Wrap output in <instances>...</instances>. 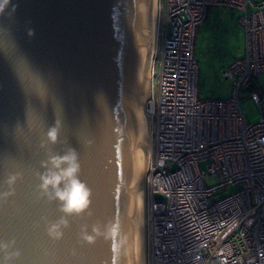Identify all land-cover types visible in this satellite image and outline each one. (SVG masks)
<instances>
[{
	"label": "water",
	"instance_id": "obj_1",
	"mask_svg": "<svg viewBox=\"0 0 264 264\" xmlns=\"http://www.w3.org/2000/svg\"><path fill=\"white\" fill-rule=\"evenodd\" d=\"M12 3L16 12L0 15V264H148L159 0ZM69 149L92 193L78 216L40 189L43 164ZM61 220L68 226L53 239Z\"/></svg>",
	"mask_w": 264,
	"mask_h": 264
},
{
	"label": "built area",
	"instance_id": "obj_2",
	"mask_svg": "<svg viewBox=\"0 0 264 264\" xmlns=\"http://www.w3.org/2000/svg\"><path fill=\"white\" fill-rule=\"evenodd\" d=\"M211 6L242 12L245 54L224 77L228 99L199 96L196 32ZM165 13V17L163 14ZM148 112V264H264V0H159ZM242 93L261 108L249 121ZM218 178L206 183L200 163ZM241 188L221 196L229 185Z\"/></svg>",
	"mask_w": 264,
	"mask_h": 264
},
{
	"label": "rangeland",
	"instance_id": "obj_3",
	"mask_svg": "<svg viewBox=\"0 0 264 264\" xmlns=\"http://www.w3.org/2000/svg\"><path fill=\"white\" fill-rule=\"evenodd\" d=\"M242 12L238 9L211 6L205 20L196 32L194 52L199 64L198 89L203 100L228 99L232 95L233 82L224 77L233 62L245 54L246 34L240 21ZM165 17V13L163 14ZM156 46L160 47L161 42ZM258 91L264 94V73L256 81ZM241 105L250 122H258L261 118V108L250 95L242 93ZM150 105L147 104V110ZM151 120V127H152ZM208 161L200 163V168L206 172V183L212 186L218 178L211 176L207 170ZM241 185H229L221 196L237 192Z\"/></svg>",
	"mask_w": 264,
	"mask_h": 264
},
{
	"label": "clouds",
	"instance_id": "obj_4",
	"mask_svg": "<svg viewBox=\"0 0 264 264\" xmlns=\"http://www.w3.org/2000/svg\"><path fill=\"white\" fill-rule=\"evenodd\" d=\"M9 8H11L12 14L17 10V6L12 3V0H0V15L7 12ZM29 34L33 35L34 31H30ZM48 139L52 143L58 142V130L56 128L49 131ZM49 165L51 166L50 169ZM43 167L48 169V171L40 176V189L49 199L60 201L63 205L61 211L65 215H82L90 208L92 193L87 185L82 183L78 178L81 165L78 153L74 149H69L63 156H51L43 164ZM16 179L15 176L11 177L8 181L9 185H14ZM7 195L10 194H5V196ZM67 226L66 220H61L59 223L51 225L49 227L50 237L57 240L61 239L63 236V228ZM94 231H97V234H99L98 230ZM108 235L110 237L118 235L117 226L113 225ZM84 239L89 243H92L94 240L92 236L87 235L84 236Z\"/></svg>",
	"mask_w": 264,
	"mask_h": 264
},
{
	"label": "bare ground",
	"instance_id": "obj_5",
	"mask_svg": "<svg viewBox=\"0 0 264 264\" xmlns=\"http://www.w3.org/2000/svg\"><path fill=\"white\" fill-rule=\"evenodd\" d=\"M151 131H152V127H151ZM151 145H152V144H151ZM149 158H150V160H151V150H150V157H149ZM149 164H150V163H149Z\"/></svg>",
	"mask_w": 264,
	"mask_h": 264
}]
</instances>
